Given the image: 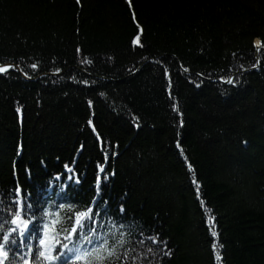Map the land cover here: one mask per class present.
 <instances>
[{
	"label": "trees",
	"instance_id": "16d2710c",
	"mask_svg": "<svg viewBox=\"0 0 264 264\" xmlns=\"http://www.w3.org/2000/svg\"><path fill=\"white\" fill-rule=\"evenodd\" d=\"M257 40L264 0H0V194L31 205L25 245L91 205L95 225L57 237L80 255L123 232L124 264H264ZM13 238L6 264L27 251Z\"/></svg>",
	"mask_w": 264,
	"mask_h": 264
},
{
	"label": "snow or ice",
	"instance_id": "6c2138e0",
	"mask_svg": "<svg viewBox=\"0 0 264 264\" xmlns=\"http://www.w3.org/2000/svg\"><path fill=\"white\" fill-rule=\"evenodd\" d=\"M77 3H80V0H77ZM256 46L257 52H259L261 48H264V42L257 40ZM257 63H259V61H257ZM255 66L256 64H253V67ZM9 67H11V65L0 66V73L6 72ZM32 67L36 68L37 66L32 65ZM220 79L229 84L234 83V79L230 76L220 77ZM89 103L91 104V101ZM173 107L175 109V105ZM19 111L20 109L17 108V112ZM89 123H91V121H89ZM65 168L67 169L68 166L65 165ZM99 169L100 172L104 171L102 165L99 166ZM69 171H71V169H69ZM104 179H107V177H104ZM77 182L79 181L77 180ZM100 185L101 176L98 174L96 178L97 195H100L101 192ZM10 195L12 196V199L7 208H4L2 207L4 205L3 195L0 194V211L6 213L5 218L0 220V230H2V235H0V264H6L12 254L11 246L17 244V240L13 238L14 234H18L19 237H21L19 244L27 249V251L23 254V258L19 261V264H34L35 260H43L45 261V264H55V262L61 258L60 256L54 254L56 245H61V250L63 251L73 253V264H109L110 260H115L117 264H124L122 257L128 256V253L124 252L121 254L117 251L118 247H123L125 243V240L123 239V232L120 233V238L116 239L114 243L109 244V241L105 239L99 245L94 246L91 252H86L83 255L78 254L77 250L70 248L68 243H62L61 240L57 238L58 236L63 235V239L65 241H72L74 237L85 228L88 222L95 225L97 223L95 217L99 216L100 213L95 211L91 205L85 206L80 210L73 212L72 217L69 218L70 228L68 229H58L56 225L60 223L59 220H53L51 225L44 224L42 227L41 237L39 239V248L34 251L33 246L30 244L25 245V241L22 239L31 222L25 217V208L31 207V205L25 204L23 191L19 185L12 190ZM68 207L72 208V205H68ZM120 211L124 212L123 206H121ZM45 215L50 214L45 213ZM113 223L115 225V222ZM9 224L12 225V227H8ZM118 227L127 228L129 230L127 234L130 236L132 234V229L134 228V222L132 224H121ZM90 231L94 232L95 228L93 227ZM217 235L218 234L216 232H212L213 237H216ZM158 237L159 234H156L148 237V239L151 240L153 244L162 243ZM83 239L88 240V237L84 236ZM88 242L91 243V241ZM139 243L143 244L144 240H140ZM212 247L215 251V242H213ZM148 251L151 253L153 252V249L149 248ZM90 256H95L97 258L96 261L87 259ZM217 258L219 259L218 256ZM131 259L133 264H135L136 257L132 256Z\"/></svg>",
	"mask_w": 264,
	"mask_h": 264
},
{
	"label": "water",
	"instance_id": "95a60500",
	"mask_svg": "<svg viewBox=\"0 0 264 264\" xmlns=\"http://www.w3.org/2000/svg\"><path fill=\"white\" fill-rule=\"evenodd\" d=\"M260 51H262V52H264V48H261V50ZM258 58V52H257V46H256V44H255V61L257 62V59ZM5 65H11L12 66V64H5ZM0 66H4V65H0ZM16 68V70L18 71V73L21 75V77L23 78V79H25L26 81H29V79L28 78H26L24 75H23V73L17 68V67H15ZM56 75H59V74H53L52 76H56Z\"/></svg>",
	"mask_w": 264,
	"mask_h": 264
},
{
	"label": "rangeland",
	"instance_id": "374dc122",
	"mask_svg": "<svg viewBox=\"0 0 264 264\" xmlns=\"http://www.w3.org/2000/svg\"><path fill=\"white\" fill-rule=\"evenodd\" d=\"M255 44H256V41H255Z\"/></svg>",
	"mask_w": 264,
	"mask_h": 264
}]
</instances>
